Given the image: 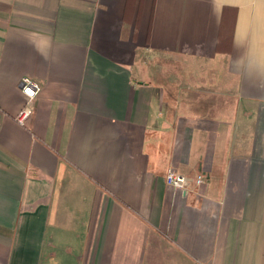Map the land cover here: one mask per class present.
Segmentation results:
<instances>
[{
  "label": "crops",
  "instance_id": "obj_1",
  "mask_svg": "<svg viewBox=\"0 0 264 264\" xmlns=\"http://www.w3.org/2000/svg\"><path fill=\"white\" fill-rule=\"evenodd\" d=\"M0 264H264V0H0Z\"/></svg>",
  "mask_w": 264,
  "mask_h": 264
},
{
  "label": "built area",
  "instance_id": "obj_2",
  "mask_svg": "<svg viewBox=\"0 0 264 264\" xmlns=\"http://www.w3.org/2000/svg\"><path fill=\"white\" fill-rule=\"evenodd\" d=\"M19 89L27 101L25 106L16 116L15 122L19 126L25 127L29 118L33 115L35 102L42 92V87L38 82L33 81L30 78H23L20 82ZM166 182L170 187L181 190L187 194L189 190L193 188V185L197 188L203 186L206 183V178L203 174H200L192 182L190 179L176 171L170 170L166 175Z\"/></svg>",
  "mask_w": 264,
  "mask_h": 264
},
{
  "label": "rangeland",
  "instance_id": "obj_3",
  "mask_svg": "<svg viewBox=\"0 0 264 264\" xmlns=\"http://www.w3.org/2000/svg\"><path fill=\"white\" fill-rule=\"evenodd\" d=\"M167 59H165L164 61H155L154 62H150L147 66L150 67L149 69L153 70L154 72H158V74H160L159 76V80L163 77V75L161 73L165 72V73H176L178 71H182L184 70V68L182 67V65H175L173 66L172 63H168L169 61H166ZM165 76H167V74H165ZM168 81V80H167Z\"/></svg>",
  "mask_w": 264,
  "mask_h": 264
}]
</instances>
